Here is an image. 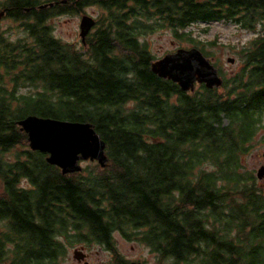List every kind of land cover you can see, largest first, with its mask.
I'll list each match as a JSON object with an SVG mask.
<instances>
[{
  "label": "trees",
  "instance_id": "1",
  "mask_svg": "<svg viewBox=\"0 0 264 264\" xmlns=\"http://www.w3.org/2000/svg\"><path fill=\"white\" fill-rule=\"evenodd\" d=\"M50 1L5 7L24 35L0 38V264H61L60 235L104 244L126 264L114 231L149 247L158 264H264V188L243 170L264 131V0H58L38 8ZM90 5L100 13L81 48L54 35L49 19ZM219 20L255 33L237 50L238 70L221 72L220 87L184 92L150 70L147 35L170 29L197 47L188 27ZM28 114L92 123L107 165L62 174L29 149L17 124Z\"/></svg>",
  "mask_w": 264,
  "mask_h": 264
},
{
  "label": "rangeland",
  "instance_id": "2",
  "mask_svg": "<svg viewBox=\"0 0 264 264\" xmlns=\"http://www.w3.org/2000/svg\"><path fill=\"white\" fill-rule=\"evenodd\" d=\"M100 9L96 6L90 5L84 8L83 13H61L49 19L48 23L53 28V33L56 37L69 41L81 48L80 21L83 15H89L97 18ZM3 27L6 30V36L11 40H16L24 35L19 22L12 19H5ZM92 31V30H91ZM186 32L190 33L193 38L198 41L195 43L197 47H202L203 51L207 53L220 72L232 74L239 68L241 61L237 56V50L248 43L254 36V31L244 29L235 21L219 20L204 23H194L188 27ZM147 40L150 44L151 52L155 59L163 57L165 54L174 52L179 47L189 48L192 43L188 39L181 40L175 37L174 31L170 29H159L147 35ZM215 41L212 45L211 42ZM200 49V48H199ZM234 58V63H229L228 58ZM198 85H196V88ZM33 87H22L21 92H34ZM264 131H259L255 138L253 145L248 155L243 159V170L253 172L256 177L257 184L264 188V177L258 179L256 174L259 168L264 165V139L262 140ZM90 161L82 163L83 168L88 165ZM92 163V162H91ZM209 169V166H204ZM1 185V184H0ZM1 188V186H0ZM118 251L126 261H144V264H158V256L153 253L150 248L142 245L137 241L126 240L120 234H116ZM86 252L88 259L92 264H114L112 259L113 252L105 249L100 244H92L88 246ZM130 263V262H129ZM61 264H80L74 258L72 247H68L66 258ZM191 264H198V260Z\"/></svg>",
  "mask_w": 264,
  "mask_h": 264
},
{
  "label": "water",
  "instance_id": "3",
  "mask_svg": "<svg viewBox=\"0 0 264 264\" xmlns=\"http://www.w3.org/2000/svg\"><path fill=\"white\" fill-rule=\"evenodd\" d=\"M94 24L91 16H82L79 25L82 43H85ZM227 61L235 62L231 57ZM150 70L158 77L176 83L184 92L194 91L197 84H203L208 89L223 84L218 68L197 47H179L174 52L154 60ZM17 124L26 134L29 149L45 154L46 162L58 167L62 174L80 172L84 161H96L100 167H105L108 163L106 142L90 122L28 114L19 119ZM256 176L258 179L264 177V165L259 168ZM81 253L75 251L74 258L81 259Z\"/></svg>",
  "mask_w": 264,
  "mask_h": 264
},
{
  "label": "flooded vegetation",
  "instance_id": "4",
  "mask_svg": "<svg viewBox=\"0 0 264 264\" xmlns=\"http://www.w3.org/2000/svg\"><path fill=\"white\" fill-rule=\"evenodd\" d=\"M61 1V0H60ZM66 1L67 0H62L61 1V3H66ZM6 3H7V0H0V38H4V39H6V30L4 29V27H3V23H4V20L5 19H7V17H6ZM57 4H59V1L58 0H52V1H50V2H47V3H44V4H40V5H38V8L39 9H43V8H46V7H52V6H55V5H57ZM94 20H96V18L94 17ZM83 44V43H82ZM85 44V43H84ZM83 44V45H84ZM211 61H212V59H211ZM213 62V61H212ZM215 64V63H214ZM216 65V64H215ZM69 230H71V231H74L75 229L74 228H69ZM85 230L87 231V229L85 228ZM116 234H120L121 235V233L120 232H117V231H114L113 232V242H114V245H115V248L117 249L118 247L116 246V243H117V237H116ZM122 236V235H121ZM123 237V236H122ZM124 238V237H123ZM59 239H60V241H61V244L62 245H64L65 247H66V249H67V251H68V247L70 246V247H72V249H73V252H75V251H79V252H82L81 254H80V256H81V259H76L75 258V260H76V262H78V263H80V264H92L90 261H89V259H88V253L86 252V250H87V248H88V246H90V245H87L86 243H83L82 242V240H80L78 237H76L75 238V241L73 242V243H68L67 242V237H65V236H63V235H60L59 236ZM124 239H126V238H124ZM127 240V239H126ZM134 241V240H133ZM100 245H102L103 247H105V249H107V250H109L110 251V253H111V250L110 249H108L104 244H100ZM145 246V245H144ZM149 248V247H148ZM117 252H118V254H120L119 253V251H118V249H117ZM112 254V253H111ZM114 254V253H113ZM113 254H112V257H113ZM114 256H115V254H114ZM122 256V255H121ZM124 260H126L125 258H124ZM112 262H114V264H117V262L115 261V257H113V259H112ZM129 262H139V263H141V264H144V261H129ZM128 261H127V263L126 264H128L129 263Z\"/></svg>",
  "mask_w": 264,
  "mask_h": 264
}]
</instances>
